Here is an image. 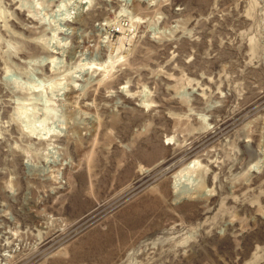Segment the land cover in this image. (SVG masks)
<instances>
[{"label":"rangeland","instance_id":"374dc122","mask_svg":"<svg viewBox=\"0 0 264 264\" xmlns=\"http://www.w3.org/2000/svg\"><path fill=\"white\" fill-rule=\"evenodd\" d=\"M0 264H264V0H0Z\"/></svg>","mask_w":264,"mask_h":264},{"label":"bare ground","instance_id":"6f19581e","mask_svg":"<svg viewBox=\"0 0 264 264\" xmlns=\"http://www.w3.org/2000/svg\"><path fill=\"white\" fill-rule=\"evenodd\" d=\"M123 32H120L119 30H112L111 31V35L113 36V38L114 39H116V40H118V42L121 40V38H122V36L121 35H123L122 34ZM120 39V40H119ZM200 165V163L199 162H191L190 164H188L187 166H185L184 168H182L175 176H174V180H173V186H174V188L176 189V188H179L180 189V184L182 183V182H184V181H182V179H183V177H182V172H184L185 171V173H186V171L188 172V171H190L191 170V168L193 169L194 168V166H196V168H197V166H199ZM192 172H194V170L192 171ZM196 172V171H195ZM191 173V172H190ZM184 175V174H183ZM193 175L194 174H190V175H186L185 176V181H187V183H184V185H186V186H184L182 189H183V191L184 192H189L190 191V186H189V184H191L192 182H194L193 180H192V178H193ZM182 185V184H181ZM182 189H181V191H182ZM175 191V190H174ZM177 191V190H176ZM180 191V190H179ZM182 191V192H183ZM186 194H188V193H186Z\"/></svg>","mask_w":264,"mask_h":264}]
</instances>
